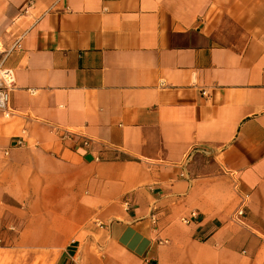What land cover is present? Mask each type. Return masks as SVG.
I'll list each match as a JSON object with an SVG mask.
<instances>
[{"label":"crops","instance_id":"1","mask_svg":"<svg viewBox=\"0 0 264 264\" xmlns=\"http://www.w3.org/2000/svg\"><path fill=\"white\" fill-rule=\"evenodd\" d=\"M17 38L0 244L264 264V0H0V48Z\"/></svg>","mask_w":264,"mask_h":264},{"label":"built area","instance_id":"2","mask_svg":"<svg viewBox=\"0 0 264 264\" xmlns=\"http://www.w3.org/2000/svg\"><path fill=\"white\" fill-rule=\"evenodd\" d=\"M21 38H17L13 44L7 48H0V115L5 118L10 117L13 114L12 108L10 107V92L15 88V74L11 68H8L5 65V62L9 55L16 49L20 48ZM202 94L205 95L206 92L202 91ZM192 216H195L194 213H191ZM244 216V209L240 207L235 214L236 220ZM183 223L188 224L190 219L181 218Z\"/></svg>","mask_w":264,"mask_h":264},{"label":"rangeland","instance_id":"3","mask_svg":"<svg viewBox=\"0 0 264 264\" xmlns=\"http://www.w3.org/2000/svg\"><path fill=\"white\" fill-rule=\"evenodd\" d=\"M0 264H48L41 254L14 245L0 244Z\"/></svg>","mask_w":264,"mask_h":264}]
</instances>
